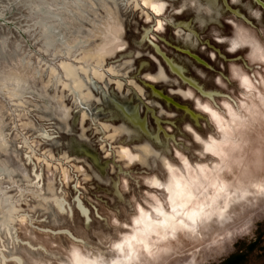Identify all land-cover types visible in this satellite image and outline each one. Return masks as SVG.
Returning a JSON list of instances; mask_svg holds the SVG:
<instances>
[{"label":"rangeland","instance_id":"rangeland-1","mask_svg":"<svg viewBox=\"0 0 264 264\" xmlns=\"http://www.w3.org/2000/svg\"><path fill=\"white\" fill-rule=\"evenodd\" d=\"M34 2L39 11L31 7ZM93 3L97 7L86 9L81 18L70 0H0V39H9L8 50L0 51V77L13 73L24 82L19 106L0 91V132L5 140L0 145V264H19L15 257L21 264H218L239 247L247 254L243 264H264V196L253 187L264 184V17L257 19L249 12L250 7L264 13V0H218L211 14L192 7L178 12L185 0H150L167 6L159 13L141 0L128 7L127 0ZM200 6L209 8L205 0ZM229 6L244 20L232 16ZM165 18L185 26L190 39L183 32L174 36L168 26L154 33ZM44 28L46 37L55 41L54 49L43 46ZM233 42L239 45L237 51L227 53ZM148 43H157L166 56L184 63L205 89L222 91L221 97L212 101L193 95L194 101L186 100L191 91L169 70L159 66L156 71L159 61ZM69 46L72 56L67 60L75 61L78 53L92 54L104 72L103 79L95 78L97 88L89 85L92 97L82 106L88 113L85 120L80 119L85 110L73 96L56 81L49 86L47 66L59 73L58 63L64 59H53L50 53L65 52ZM180 50L194 51L212 67L204 68ZM210 51L217 56L213 61ZM193 54L189 53L202 62ZM143 78L155 82V89L178 91L185 100L177 95L173 99L198 113L197 121L156 98L158 92L139 81ZM83 80L87 81L84 76ZM110 97L137 103L150 133L134 130L110 104ZM65 109L68 119H63ZM154 116L162 120L157 126ZM212 141L216 155L205 156ZM178 153L191 170L177 163ZM42 154L53 155L48 157L49 167L36 160ZM60 161L67 168L65 175ZM170 165L190 184L200 175L208 182L219 177L223 191L184 201L188 213L202 215L174 238L159 231L163 239L158 248L167 249L166 256L150 257L135 240L131 249H118L126 238L149 245L158 239L143 235L147 221L139 208L155 194L145 181H167ZM200 167L206 171L199 173ZM55 195L65 199L66 211H58L50 200ZM7 196L27 220L18 222L12 214L10 226H5L1 204ZM77 200L87 217L79 212ZM258 231L260 240L248 249ZM130 253L135 255L129 258Z\"/></svg>","mask_w":264,"mask_h":264},{"label":"snow or ice","instance_id":"snow-or-ice-1","mask_svg":"<svg viewBox=\"0 0 264 264\" xmlns=\"http://www.w3.org/2000/svg\"><path fill=\"white\" fill-rule=\"evenodd\" d=\"M208 2L210 7L205 9L200 6V0H191V4L188 3V0H185V3L181 5V7L177 11L183 12L185 9L192 7L193 9L199 8L200 12L206 11L211 14L215 5V0H208ZM234 2H239V0H234ZM70 3L71 6L76 10V14L81 16V18L87 15V12L85 11L86 9L92 10L97 7V5L93 3V0H70ZM133 3L134 0H127L125 7L132 6ZM134 6L139 7V5ZM146 6L151 7L154 13H159L164 7H166V5L163 3L148 4L147 2ZM36 10L39 11L38 6ZM249 12L257 19H261L262 17H264V13L252 11L250 7ZM21 30L24 32L31 31L30 28H23ZM47 31V28L43 29L45 36L47 34ZM190 37L191 33L189 34L188 38L190 39ZM45 44L48 49L55 48V41L45 39ZM238 46L239 45L236 42H233V47L232 49H230V51H234ZM8 47L9 39H0V51H6L8 50ZM115 50L116 49L113 48L112 51H109L106 54L112 55ZM50 55L53 59H55L57 56H64L65 53L57 50L55 52L51 51ZM60 66L65 67L66 65L61 64ZM96 75L99 79H103V72H98L96 73ZM149 79H151V77H149ZM54 81H56L55 71H53L52 76L49 78V86H51ZM205 111H207V109H205ZM213 116L214 118L219 120L218 117H215V114H213ZM68 118V110L65 109V115L63 119ZM220 130L222 131L223 129L221 128ZM64 131L70 132L71 129L65 128ZM197 140L198 142L203 143V141H201L199 137H197ZM215 147V142H210L209 145L205 147L204 155H216ZM176 161L177 163L182 164L185 169L191 170V165L189 164L188 160L182 157L179 153L177 154ZM178 171L179 170L177 168H174L170 165L167 169V175L169 177L167 181H164L161 178H153L151 180L145 181L149 189L152 190L155 194L151 195L150 200L142 201L143 206L139 208L141 216L147 221L143 229V235L156 236L158 237V239L153 244L149 245L143 239H137L136 237L126 238L121 244L116 245L118 249L123 250L125 245H127L128 248L131 249L133 247L132 241L135 240L138 245L143 247L144 251L150 257L159 258L161 256H166L168 254V250L158 248L159 239H163V237L159 236V231L163 229L166 234L171 233L172 237L174 238L179 232L188 231L190 226L195 225L198 221V217L202 215L199 211L188 213L186 210L187 206L184 201L194 200L198 197L207 199L208 193L210 191L216 190V192L218 193L220 191H223V185L222 183H220L219 177H217L216 180L212 182H208L206 176L200 175L195 181L190 184L187 182L186 177L183 174H177ZM197 171L199 173H203L206 171V169L204 167H200L197 169ZM157 176L163 177L164 174L158 173ZM253 187L256 188V191L259 195L264 196V184L253 185ZM144 195L148 196V193H145ZM220 211L222 213L224 209H221ZM141 222L142 220L140 218L136 220L137 225L141 224ZM114 224L117 228L121 226L118 220L114 221ZM123 227L126 229L128 225L124 224ZM134 255L135 253H130L129 258ZM74 256L78 257V252L74 253Z\"/></svg>","mask_w":264,"mask_h":264},{"label":"bare ground","instance_id":"bare-ground-1","mask_svg":"<svg viewBox=\"0 0 264 264\" xmlns=\"http://www.w3.org/2000/svg\"><path fill=\"white\" fill-rule=\"evenodd\" d=\"M142 5L146 6V2L150 4V0H141ZM38 4L31 3L32 8H37ZM147 8V7H146ZM39 25L38 23H36ZM45 39L52 40L51 38H48L44 36V41H43V46L46 50H49L46 47L45 44ZM53 41V40H52ZM57 50H53L55 52ZM65 55L63 56L64 59H61L58 63V69L52 66L48 65V76H52L53 71L56 73V81L59 83V86L61 89L67 91L71 96L74 97L75 102L79 105L80 108H82L85 111H82L83 113L80 114V119L85 120L86 116L88 115L86 109L82 107L84 104L86 105L87 101L91 99L92 97V91L90 89V84L93 87H96V80L95 78H98L96 73L98 72H103V68H101L100 62H97L95 60V56L92 54H82L78 53L74 60H67V58L71 55L72 47H66L65 52L62 51L61 49L59 50ZM64 64L66 65L65 67H61L60 65ZM46 65V64H45ZM44 65V66H45ZM172 69L176 70L175 67H172ZM178 69V68H177ZM104 74V72H103ZM86 78V82L83 80ZM130 81V82H129ZM128 83L131 85L133 84L131 80H127ZM23 84L24 82L22 79L11 73L6 77H0V91L6 95V97L12 102L13 105L19 106L23 102ZM88 84V86H86ZM128 85V84H127ZM98 86V85H97ZM119 87V85L117 86ZM97 88V87H96ZM135 90V89H134ZM101 96H106L105 91L101 92ZM140 96V95H138ZM110 104L113 105L114 109L116 112L120 115V117L128 122L130 126L136 130V131H142V132H147L146 129V119L142 118V116L139 114V108L138 105L135 104H128V100H120V99H112L111 97L109 98ZM130 127V128H131ZM4 137L3 133L0 132V145L4 142ZM23 143L26 145V148L28 147V140L24 138ZM27 152L29 153L28 158L32 157L31 155V150L27 149ZM48 157H53V155H37L36 160L41 161L44 163L46 167H49L52 163L48 161ZM90 157H92L90 155ZM60 165V170L65 175V172L67 170L66 167L63 166L62 161L58 163ZM39 174H36V178H38ZM37 195L43 199L47 200V198L42 197L40 193L38 192ZM54 205L56 206L58 211L64 212L66 211V201L62 196L55 195L50 198ZM77 207L79 209V212L83 214L85 217H87L88 212L87 209L82 205L80 200H77ZM1 209L4 212L3 216V222L5 226H10L9 224V215L13 214V217L19 222H22L24 220H27V215L26 213H21L19 212V209L17 208V205L15 202L10 199V196H7V198H4L3 200V205L1 204ZM69 214H72V210L69 208L68 210ZM14 224V223H13ZM12 224V225H13ZM23 244V243H22ZM4 260V257L2 258ZM17 260L19 264H21V260L19 258H14Z\"/></svg>","mask_w":264,"mask_h":264},{"label":"flooded vegetation","instance_id":"flooded-vegetation-1","mask_svg":"<svg viewBox=\"0 0 264 264\" xmlns=\"http://www.w3.org/2000/svg\"><path fill=\"white\" fill-rule=\"evenodd\" d=\"M217 1L218 0H216L215 1V5H214V7L216 6V4H217ZM228 0H221V2L223 3V2H227ZM205 2H206V5L208 6V7H210V5L207 3V1L205 0ZM256 3V2H255ZM257 5H260L259 3L257 4ZM167 7V6H166ZM177 9V8H176ZM233 10L234 11V9L233 8H231L230 6H229V9H227L228 11H229V13L232 15V16H234V17H236V18H240V19H243L244 20V18L243 17H241L239 14H234V12L233 11H231V10ZM263 11H264V9H263ZM162 21H163V25L162 26H164L163 28L161 27L160 29H152V31L154 32V33H163L164 32V30H165V26H168V27H170L171 28V30H172V32H173V35L174 36H179V35H181V32H183V34L184 35H186V33L188 32L187 31V29L185 28V26H183V25H177V23H176V21H174V20H171V19H162ZM156 27V26H155ZM160 30V31H159ZM188 34V36H189V33H187ZM161 36V35H160ZM157 37L158 38V40L159 41H161L162 42V39H161V37ZM154 40H155V38H153ZM217 42H218V40H216ZM148 45L151 47V49H152V51H153V53L155 54V56L158 58V61H159V64L156 66V71L158 70V67L160 66V67H162L163 68V70L165 71V70H169L170 72H172L179 80H180V82L182 83V84H184L190 91H191V95L189 96V97H187V99L186 100H193L194 101V98H193V95H196V96H198L199 97V99L201 98V99H203V98H205V99H208V100H212L213 101V99L214 98H218V97H221V95H222V91H219V90H213V89H205L204 88V86L202 85V83L196 78V77H194L191 73H190V71H189V69L185 66V64L184 63H181V62H179V61H176L174 58H172V57H169V56H166V53L165 52H163V50L159 47V45L157 44V43H155L154 45L153 44H151V43H148ZM232 47H233V43H229L228 45H227V49H226V52L227 53H233V52H236L237 50V48L234 50V51H230V49H232ZM179 50V49H178ZM181 51V50H180ZM192 51V50H191ZM190 50H188V52H186V51H181V52H183L185 55H187L188 57H190L192 60H194L196 63H198L199 65H201V66H203L204 68H207V69H209L210 67H212L211 66V64L210 63H208V61H205L203 58H201L199 55H197V53H195L194 51L193 52H191ZM189 53H191V54H193L195 57H197L198 59H200L202 62H197L196 61V59L193 57V56H191V55H189ZM208 58H209V60H211V61H213L214 59H216V53L214 52V51H210V52H208ZM224 56V55H223ZM225 57V56H224ZM221 58H222V56H221ZM153 60V59H152ZM154 61V60H153ZM155 63V62H154ZM156 64V63H155ZM205 64H207L208 66H206ZM175 67V69L177 70V68L179 69V72L178 71H175V70H173L172 69V67ZM125 78V77H124ZM162 80H164V79H161V80H159V81H162ZM166 80V79H165ZM143 85H144V83H148V84H150V85H152L153 87H154V85L152 84V83H155V82H152L151 80H148L147 78H143V79H141V80H139ZM159 81H157V82H159ZM145 86V85H144ZM156 88V87H155ZM154 88V89H155ZM159 94L158 95H156V98H158V99H160V100H162L163 102H165V103H167V104H170L173 108H178V109H180V110H182L184 113H186L187 115H189V117H192V119L194 120V121H197V119H198V113H196L195 111H193L192 109H190L189 107H187V105H185V104H181V103H178L177 101H175L174 99H173V95H177L178 97H180L181 99H184L183 98V96L178 92V91H174L173 90V92H164L163 90H161V89H155ZM133 97H135V96H133ZM164 97H167L168 99H170L172 102H170V101H167L166 100V98H164ZM138 100L141 102V99H140V97H138ZM185 100V99H184ZM135 104V103H134ZM135 105H138L137 103L135 104ZM143 106H145V105H143ZM138 108H139V106H138ZM142 111H139V114L142 116V117H144L145 119H146V117L144 116V114H142L141 113ZM191 112V113H190ZM114 113V112H113ZM113 113H112V116L113 117H115V115H113ZM112 117V118H113ZM154 118L157 120L156 122H154L155 123V125L157 126V123H159V121L160 122H162V120H159V118L158 117H156V116H154ZM160 125V124H159ZM146 127H147V124H146ZM156 129V128H155ZM148 132V131H147ZM148 133H150V132H148ZM145 136H146V134L145 133H143Z\"/></svg>","mask_w":264,"mask_h":264},{"label":"trees","instance_id":"trees-1","mask_svg":"<svg viewBox=\"0 0 264 264\" xmlns=\"http://www.w3.org/2000/svg\"><path fill=\"white\" fill-rule=\"evenodd\" d=\"M261 238V233L258 231L257 236L254 238L253 241H251L247 247L248 249H252L251 247L254 246V244L259 241ZM246 252L242 248H237V250L230 255H228L226 258L221 260L218 264H243L246 261Z\"/></svg>","mask_w":264,"mask_h":264},{"label":"water","instance_id":"water-1","mask_svg":"<svg viewBox=\"0 0 264 264\" xmlns=\"http://www.w3.org/2000/svg\"><path fill=\"white\" fill-rule=\"evenodd\" d=\"M97 84L99 85V82H97ZM144 85H146V86H148V87H150L151 89H154V87L152 86V85H150V84H148V83H144ZM155 90V89H154ZM156 91V90H155ZM159 94V93H158ZM160 95V94H159ZM164 98H166V100L167 101H170V102H172L170 99H168L167 97H164ZM191 113V112H190Z\"/></svg>","mask_w":264,"mask_h":264}]
</instances>
